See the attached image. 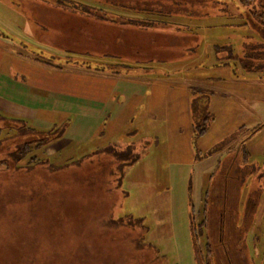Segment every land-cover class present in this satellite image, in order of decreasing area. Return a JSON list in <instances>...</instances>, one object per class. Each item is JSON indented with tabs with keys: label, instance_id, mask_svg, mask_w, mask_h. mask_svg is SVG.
Listing matches in <instances>:
<instances>
[{
	"label": "rangeland",
	"instance_id": "obj_1",
	"mask_svg": "<svg viewBox=\"0 0 264 264\" xmlns=\"http://www.w3.org/2000/svg\"><path fill=\"white\" fill-rule=\"evenodd\" d=\"M164 2L0 0V264H264V0Z\"/></svg>",
	"mask_w": 264,
	"mask_h": 264
},
{
	"label": "trees",
	"instance_id": "obj_2",
	"mask_svg": "<svg viewBox=\"0 0 264 264\" xmlns=\"http://www.w3.org/2000/svg\"><path fill=\"white\" fill-rule=\"evenodd\" d=\"M100 1H104L103 3ZM127 1V0H126ZM130 1V0H128ZM131 1H136V2H140L141 4H145L147 5L149 2L151 3H156L154 6H151L153 8H157L156 10L149 8L148 6H140L137 7L136 5H133L131 3H117L114 0H44V2L48 3L49 6L51 8H56L60 11H67L68 13L72 14L71 18L73 20L76 19H80V22L77 23L75 22V28L77 30H89L92 29V26H90L91 24H109V25H116L119 27H133V28H143V29H147L149 30L151 25H153V23H149L147 18H142L141 16H143L144 13L150 15V14H158L161 13V6H163V4L165 3L164 0H131ZM243 3H250L253 0H241ZM106 3V4H105ZM105 4V5H104ZM109 8H116V9H120V12L117 13V15L114 14H110L107 12L106 7ZM110 6V7H109ZM110 8V9H111ZM160 9V10H159ZM127 13V14H125ZM130 13V14H129ZM257 14V16L259 17V19L262 21V24L264 26V9L261 11H256L255 12ZM133 14H137V16H134ZM75 16V17H73ZM35 21V20H33ZM83 25L85 26V28L83 27ZM99 36V40L102 39L100 35ZM97 38V36H96ZM98 39V38H97ZM120 40H122L121 38H119ZM103 42V41H101ZM134 48V49H133ZM138 49L137 47H133L131 46V52L134 50L136 51ZM95 49V48H93ZM97 50V49H95ZM133 51V52H134ZM88 53L90 51H87ZM84 52V53H87ZM137 53H140L139 51H137ZM91 54V53H89ZM103 54V53H101ZM107 56H114L115 52L112 53H107L104 54ZM137 55V54H136ZM120 56V55H118ZM4 118V117H1ZM11 120H15V121H19V122H24L23 120L19 119V118H11ZM25 125V124H23ZM23 131L30 133H40V134H44L45 136L35 139V140H30V141H26L23 144H21L17 150L13 151L10 154L9 158L10 160H13L15 163H19L24 157H26L29 152L31 151V146H34V148L40 149L41 147L46 146L47 144H49L51 141H53V139H56L58 136H60L62 134V132L58 133V130H50V131H37L34 130L32 128L29 127H22ZM134 150V149H133ZM113 149L111 148L110 150L108 149L109 153H114L119 159L122 160V164H131L133 162H135L138 158V155H136L135 153H125L127 157H125L123 154H119L121 151L115 152L113 151ZM124 156V157H123ZM9 159H3L0 160V165H6V167H10V163H9ZM43 161L38 160L36 157H30V161L29 163H42ZM16 164V167H18L19 165ZM29 164V166H30Z\"/></svg>",
	"mask_w": 264,
	"mask_h": 264
}]
</instances>
